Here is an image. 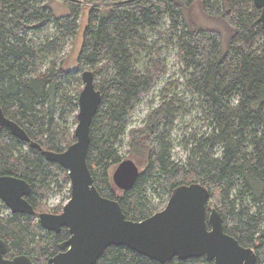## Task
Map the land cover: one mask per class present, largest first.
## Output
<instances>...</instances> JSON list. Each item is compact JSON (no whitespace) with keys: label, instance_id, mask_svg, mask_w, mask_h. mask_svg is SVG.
Here are the masks:
<instances>
[{"label":"trees","instance_id":"obj_1","mask_svg":"<svg viewBox=\"0 0 264 264\" xmlns=\"http://www.w3.org/2000/svg\"><path fill=\"white\" fill-rule=\"evenodd\" d=\"M197 1L202 14L223 22L225 36L186 18ZM49 2L60 3L68 14L57 16ZM84 5L89 9L76 68L64 69L57 58L76 35ZM259 16L252 0H0V108L43 151L62 153L75 142L69 119L78 110L80 71L90 70L101 103L91 121L86 163L98 193L116 201L127 220L139 222L163 209L177 187L198 183L209 193L206 214L215 210L224 233L252 249L255 264H264V33ZM161 44L177 50L183 83L176 85L196 99L205 123L204 130H188L182 138L184 161L173 158L172 133L186 106L169 84L160 89L161 101L143 125L127 130L135 106L167 73ZM125 135L144 170L131 190L117 195L108 172L122 162ZM0 176L29 184L25 199L35 211L0 214L5 258L26 255L33 264H48L70 234L66 228L46 232L34 219L51 188L67 190L70 198L67 171L0 127ZM152 195L159 198L157 205ZM95 264L161 263L110 246ZM163 264L211 263L205 257H175Z\"/></svg>","mask_w":264,"mask_h":264},{"label":"water","instance_id":"obj_2","mask_svg":"<svg viewBox=\"0 0 264 264\" xmlns=\"http://www.w3.org/2000/svg\"><path fill=\"white\" fill-rule=\"evenodd\" d=\"M252 1L260 11L264 33V0ZM80 78L83 86L77 98L75 142L62 153L43 151L0 108V127H6L19 141L41 151L47 162L57 163L69 176L70 198L61 213L37 216L42 230L59 233L66 228L70 234L61 244V252L50 258L48 264H95L110 246L129 248L161 264L175 257H205L211 264H255L254 251L224 233L219 214L215 210L206 214L209 193L198 183L177 187L163 209L139 222L127 220L116 201L98 193L86 156L90 125L101 94L95 89L91 71H83ZM139 175L138 166L132 160H124L114 169L111 181L119 191L126 192L133 188ZM30 193L31 187L25 181L0 176V201L11 214L34 215L33 207L25 199ZM6 249V243L0 239V264H33L26 255L5 258Z\"/></svg>","mask_w":264,"mask_h":264},{"label":"rangeland","instance_id":"obj_3","mask_svg":"<svg viewBox=\"0 0 264 264\" xmlns=\"http://www.w3.org/2000/svg\"><path fill=\"white\" fill-rule=\"evenodd\" d=\"M48 5L53 9V12L57 16H63L68 14L67 9L64 8L58 2H49ZM88 9H89L88 5H84L82 9L81 17L79 19V29L76 35L73 38L67 40L63 51L60 53V55L57 58V60L61 63V66L64 69L73 70L76 68V59L80 50L82 33L87 22ZM186 18L189 20H193L197 25L202 26L204 28L216 29L220 31L224 36L227 34V28L221 20L211 19L205 16L204 14H202L199 8L198 1L195 2V4L191 7V9L186 12ZM50 33H52V31ZM159 47H162V49L160 50V54H161L160 57H162L166 61L167 73L165 76L161 77L158 80V82L155 84L153 89L143 97L142 101L138 105L135 106L134 110L131 112L127 120V130L140 128L143 125L147 115L161 101L159 97L160 89L164 85L169 84L168 87L170 91L172 93H177L178 96H180L185 101V106H186L185 116L178 119L172 133L173 145H175L173 150V158L175 159V161H184L186 154L180 148L181 147L180 143L182 138L189 133L187 132L188 130L191 129L204 130L205 123L201 118L202 117L201 111L200 108L198 107L199 104L196 101V99L193 98V96L190 95L189 93H186L185 88L182 85L180 86L176 85V82L183 83V75H182L183 66L180 64L177 58L176 55L177 50L170 45L166 46L164 44H161ZM81 72L82 71H80V76H81ZM82 86L83 84L81 85V89ZM75 117L76 116H71L69 119V123L72 130L75 129V126L77 124V120L76 123L74 122ZM121 144L122 145L119 150V154L122 157V161L132 160L138 166L139 171L141 173L144 170V164L136 155H133L132 153L129 152L127 135L123 137ZM115 168L116 166L110 168L108 172L110 178ZM51 189L52 192L42 203L41 212L49 213V214L61 213L63 206L69 200L68 199L69 195L67 193V190L59 192L57 188H51ZM116 194L121 195L122 192L116 191ZM150 199L152 204L154 205H157L159 203V198L156 195L150 196ZM4 208L5 207L0 205V214L1 217L6 218L10 214V211ZM158 208H163L162 204H160ZM34 222L38 223V219L35 218Z\"/></svg>","mask_w":264,"mask_h":264}]
</instances>
